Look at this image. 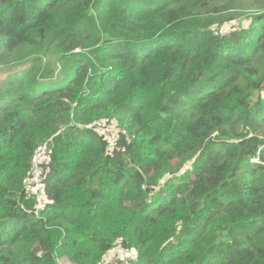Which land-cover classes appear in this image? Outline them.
<instances>
[{"label": "trees", "instance_id": "trees-1", "mask_svg": "<svg viewBox=\"0 0 264 264\" xmlns=\"http://www.w3.org/2000/svg\"><path fill=\"white\" fill-rule=\"evenodd\" d=\"M121 237L133 264H264V0H0V264Z\"/></svg>", "mask_w": 264, "mask_h": 264}, {"label": "built area", "instance_id": "built-area-1", "mask_svg": "<svg viewBox=\"0 0 264 264\" xmlns=\"http://www.w3.org/2000/svg\"><path fill=\"white\" fill-rule=\"evenodd\" d=\"M99 124L93 127L99 133ZM106 132V131H105ZM107 134V132H106ZM109 134V133H108ZM126 135L128 139H131L128 131L126 129L120 130L114 133L111 137H106L105 134H101L109 141L108 151L114 153V147L117 145L121 135ZM49 160L44 148L39 149L32 158V166L28 175L24 179V183L28 186V195L36 196V208L44 210L47 207L48 196L45 193V185L43 183V168L42 164ZM129 248L125 246V239L121 237L115 246L103 257L101 264H133L127 258V252ZM133 253V249L130 251ZM134 255V253H133Z\"/></svg>", "mask_w": 264, "mask_h": 264}, {"label": "rangeland", "instance_id": "rangeland-1", "mask_svg": "<svg viewBox=\"0 0 264 264\" xmlns=\"http://www.w3.org/2000/svg\"><path fill=\"white\" fill-rule=\"evenodd\" d=\"M227 27V26H225ZM107 134H106V132ZM110 131V132H109ZM111 132L116 133L118 132V130H116L115 127H113L109 122H103L101 123V125L99 126V133L100 134H105L106 137H111L112 138V135H111ZM109 133V134H108ZM46 152L48 153V150H46ZM59 264H70V262L66 259H62V260H59Z\"/></svg>", "mask_w": 264, "mask_h": 264}, {"label": "water", "instance_id": "water-1", "mask_svg": "<svg viewBox=\"0 0 264 264\" xmlns=\"http://www.w3.org/2000/svg\"><path fill=\"white\" fill-rule=\"evenodd\" d=\"M24 193H25V191H24Z\"/></svg>", "mask_w": 264, "mask_h": 264}]
</instances>
